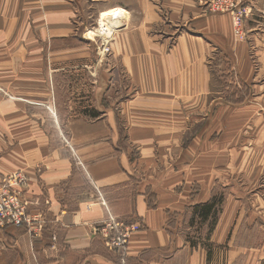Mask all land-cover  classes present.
<instances>
[{"label": "crops", "instance_id": "0c3cea01", "mask_svg": "<svg viewBox=\"0 0 264 264\" xmlns=\"http://www.w3.org/2000/svg\"><path fill=\"white\" fill-rule=\"evenodd\" d=\"M43 1L37 7L35 25H42L40 16L46 15L47 32L40 34L52 40L71 39L74 28L70 0ZM92 1L88 3L98 10L140 7L138 0ZM248 3L253 14L245 21V41L236 40L227 15L202 18L193 28L217 51L234 57L242 84L252 89L256 100L243 109L242 119H248L255 108L260 109L257 102L264 97V0ZM125 12L128 26L122 32L129 27L130 15ZM122 32L113 44L130 54L131 82L137 85L136 95L124 103L122 114L128 127V145L138 150V156L131 159L129 152L119 150L116 108L92 107L90 92H66V112L56 100L54 130L68 132V145L58 137L54 154L49 150L50 140L43 139L38 145L33 137L16 142L14 150L6 151L9 140L5 135L11 125L7 110H2L0 176L26 171L30 182L24 191L35 203L31 210L44 212L46 229L42 237L33 238L22 229L0 227V264H211L208 250L193 243L210 239L208 242L224 245L228 241L238 213L230 210L233 206L228 202L209 238L205 234L208 226L205 233L203 227L212 221L211 217L200 223L201 230L188 226L196 236L184 230L193 209L212 201L222 181L218 145L214 144L213 154V138L195 139L184 145L180 133L186 125L187 98L202 102L209 94L210 76L204 59L210 47L199 38L186 36L169 51L167 45L138 42L137 30L125 36ZM252 51L260 63L258 72L253 68ZM59 61L58 66L86 63L75 58ZM21 118L13 123L22 120L27 124L25 117ZM252 127L255 132L264 130V122L256 119ZM109 214L135 221L125 253L109 250L106 240L94 232Z\"/></svg>", "mask_w": 264, "mask_h": 264}, {"label": "rangeland", "instance_id": "374dc122", "mask_svg": "<svg viewBox=\"0 0 264 264\" xmlns=\"http://www.w3.org/2000/svg\"><path fill=\"white\" fill-rule=\"evenodd\" d=\"M88 1L70 0L73 5L71 15L74 36L67 41L59 38L52 40L40 34L47 32L46 15L40 16L42 25H35L36 10L45 3L43 0L0 1V107L8 104V107L0 108V116L2 110H7L11 125L10 132L5 135L9 140L6 151L14 150L16 142L31 137L38 140V145H42L43 139L50 140L49 150L53 154L56 145L54 140L58 137L64 138L68 145V132L54 130V118L57 116L54 104L58 100L60 109L66 112L64 104L69 101L66 92L77 94L87 91L91 93L89 104L92 107L101 105L105 110L116 108L114 117L119 138L118 148L125 153L129 152L130 158L135 159L139 153L136 148L128 145V127L122 114L123 106L136 95L134 86L137 85L135 83L132 86L128 65L130 54H124L119 44L106 42L105 38L96 35L91 39L87 34L98 31V20L110 12L124 15L125 26L119 29L120 34L128 26L127 11L130 15L129 27L121 34L129 35L137 30L138 42L167 45L170 51L186 36L199 38L211 49L204 59L210 76V91L202 102L187 98L186 125L184 123L180 133L184 145H189L195 139L213 138V154L214 144L218 145V165L222 181L213 196L218 202L215 205V215L212 212V221L205 224L203 232L207 231L208 226L205 234L209 238V234L216 229L219 218L226 211L227 202L231 203L230 207L233 206L230 210L238 213L224 245L208 242L210 239L193 244L208 250L211 264H264V130L255 132L252 127V121L256 119L264 122V97L257 102L260 109L255 108L253 113L247 115L248 119H242L243 109L256 100L252 89L242 84L234 57L232 59L229 52L217 51L208 38L196 28L193 29L194 24L202 18L227 15L231 18L236 40L245 41V21L250 19L253 10L247 18H243L242 25L235 13L243 11L249 0L240 1L238 6L235 0H216L224 3L221 9L213 6V0H138L140 7L134 10L120 7L98 10L92 8ZM207 7L216 13L210 12ZM230 9L235 10L227 12ZM169 51L166 53L169 54ZM67 58L84 60L86 63L82 66H58L59 60ZM257 59L256 52L252 51L251 60L256 72L260 69ZM79 82L87 84L86 87L79 86ZM19 116L25 117L27 124L22 123V120L21 123L14 124V121H19ZM78 164L80 165L79 162ZM20 171L28 176L24 170L12 171L10 174ZM29 182L28 176L26 188ZM89 207L87 206L88 209ZM28 214L36 222L33 238L42 237L46 229L44 212L34 213L30 206ZM40 216L43 221L42 229L37 222ZM132 221L109 214L108 220L100 228L95 227L94 232L99 238L106 240L109 250L114 251L117 248H112V242L109 241L113 232L121 229L124 237L129 228L130 235L132 228L136 227ZM204 221L207 219L204 220L200 212L192 211L184 224L186 234L196 236L195 230H190L188 226L201 230L200 223ZM10 226L0 224L2 228ZM53 239L55 244L57 238L54 236ZM118 250L125 253L126 248Z\"/></svg>", "mask_w": 264, "mask_h": 264}, {"label": "built area", "instance_id": "2783aa9c", "mask_svg": "<svg viewBox=\"0 0 264 264\" xmlns=\"http://www.w3.org/2000/svg\"><path fill=\"white\" fill-rule=\"evenodd\" d=\"M235 1L238 2V6L239 2L242 0ZM247 1L248 0H246V2ZM247 5L248 6L244 8L243 11L235 13V17L241 25L243 18H247L253 10L251 4L248 3ZM213 6L217 9H221L224 6V3L222 1L213 0ZM210 8H208V10L212 12ZM234 10L230 9L227 12H234ZM213 11L217 10L213 9ZM108 52L109 50L106 51V53ZM27 183L28 176L21 171L15 172L13 174L0 176V224H2L3 226L11 225L10 227H14L16 229H23L27 231L30 236L35 237L33 236V234H35L34 225L36 222H34L31 216H29L28 214L30 206L35 205V203L31 201L29 202L27 200L28 198L25 195L24 190L26 188ZM37 222L40 225V229H42L43 221L41 216L40 218H37ZM108 230L109 229H107V231ZM127 236H129V228L128 231L126 230V236L124 235V237H122L121 229L118 231H114L113 237L116 238L112 237L111 239H109V241L112 242V248L114 247L117 249H125L128 241Z\"/></svg>", "mask_w": 264, "mask_h": 264}, {"label": "bare ground", "instance_id": "6f19581e", "mask_svg": "<svg viewBox=\"0 0 264 264\" xmlns=\"http://www.w3.org/2000/svg\"><path fill=\"white\" fill-rule=\"evenodd\" d=\"M98 25V31L88 33L87 36L92 39L96 35L105 38L106 42H114L119 35V29L125 26L124 15L118 12H110L100 17Z\"/></svg>", "mask_w": 264, "mask_h": 264}, {"label": "trees", "instance_id": "16d2710c", "mask_svg": "<svg viewBox=\"0 0 264 264\" xmlns=\"http://www.w3.org/2000/svg\"><path fill=\"white\" fill-rule=\"evenodd\" d=\"M217 203H218L217 200L216 199H213L212 201L208 202L207 204H204V205H200V206L195 207L194 210L200 212L201 216L205 220V219H208V217H210V215L212 214V212L215 215V212H216L215 205Z\"/></svg>", "mask_w": 264, "mask_h": 264}]
</instances>
